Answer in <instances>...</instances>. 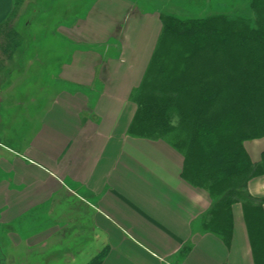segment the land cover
Listing matches in <instances>:
<instances>
[{
	"label": "crops",
	"instance_id": "0c3cea01",
	"mask_svg": "<svg viewBox=\"0 0 264 264\" xmlns=\"http://www.w3.org/2000/svg\"><path fill=\"white\" fill-rule=\"evenodd\" d=\"M142 2L95 0L58 27L57 70L32 63L24 84L1 92L6 132L17 113L26 118V101L41 113L20 147L0 139V231L12 261L83 264L108 246L103 264H264L241 202L227 235L209 193L183 179L184 156L128 134L164 13ZM14 4L0 0V24ZM245 147L258 162L264 137ZM247 192L264 198V174Z\"/></svg>",
	"mask_w": 264,
	"mask_h": 264
},
{
	"label": "trees",
	"instance_id": "16d2710c",
	"mask_svg": "<svg viewBox=\"0 0 264 264\" xmlns=\"http://www.w3.org/2000/svg\"><path fill=\"white\" fill-rule=\"evenodd\" d=\"M56 1L60 3V20L54 14L53 52L65 46L55 37L60 24L95 0L82 7L79 0ZM250 1L256 16L254 26L222 16L180 20L161 14L155 48L133 92L137 108L128 134L164 140L184 156L183 179L209 193L214 200L210 214L219 216L217 227H226L227 235L232 206L241 202L249 236L264 259V198L255 203L247 192L249 181L264 174V151L260 160L253 162L245 147L246 141L264 137V0ZM22 2L15 0L11 14L0 24V47L9 59L24 43L30 44V38L12 23ZM31 8L33 17L47 11L35 9L33 4ZM29 24L27 20L24 27ZM39 52L34 49L29 54L33 63L57 70L60 59L56 53L48 58ZM4 62L0 57V92L5 86L9 90L15 86L11 74L23 73L17 63L8 66ZM108 251V246L94 251L83 264H103Z\"/></svg>",
	"mask_w": 264,
	"mask_h": 264
},
{
	"label": "rangeland",
	"instance_id": "374dc122",
	"mask_svg": "<svg viewBox=\"0 0 264 264\" xmlns=\"http://www.w3.org/2000/svg\"><path fill=\"white\" fill-rule=\"evenodd\" d=\"M142 1L144 7H148L151 4V0H147V2L150 3H146V0ZM87 2L88 0H79L77 4L82 7ZM153 3V7L156 5L163 9V15H170L180 20L206 19L212 16H222L231 22L244 20L252 26L256 24V16L251 7L250 0H154ZM31 4H33L35 9L42 7L47 11H41L42 13H40V15L38 14L36 17H33L34 10L31 8ZM59 9L60 3H57L56 0H23L22 4L19 5L17 16L13 17L12 23L22 33H24L27 38H30V44L28 45L24 43L23 45V48L27 49V51L25 52L23 48L17 49L14 52L12 59H9L0 47V57L5 60V65L10 66L11 64L17 63L18 69H23V73L17 74L15 71L13 74H11L13 83L24 84L25 81L29 79L28 71H26V69L33 63L29 57V54L33 53L34 49L40 51L39 53H41V57H44L46 53V57L49 58L51 52L53 54L55 53L50 49L51 45H55V43L51 41V36H53L52 31L54 29L51 27V25L55 20L53 17L54 14L56 15V20H60L58 18ZM83 12L81 11L80 14ZM27 20L30 21V24L29 26L24 27V24ZM55 37L57 40H60V35L58 33H56ZM31 39L32 41L34 40V44L32 43ZM2 40L3 36H0V45ZM60 44L61 43L59 42V45ZM175 57L176 56L173 55V59H175ZM5 87L7 88V86ZM30 103L31 101H26V106L29 108H24L28 110V113H23L25 115L24 117H26L24 121L20 119V114L17 113V117H15V125L10 126L12 131L6 132V123H3L2 120L0 121V139H2L6 144L17 148L20 147L18 140H27L29 137L28 134H31V129L35 128V126L39 124L41 113L39 109L37 110V107L30 106ZM10 105L11 103L8 104V106ZM89 249L90 247L86 248L85 252H89ZM15 253L16 252L12 249L11 245L8 244V239L5 237L3 231H0V264H22V262L12 261L11 257L15 258ZM84 257H86L85 253ZM78 263H80V261L70 264ZM23 264L27 263L24 262Z\"/></svg>",
	"mask_w": 264,
	"mask_h": 264
}]
</instances>
